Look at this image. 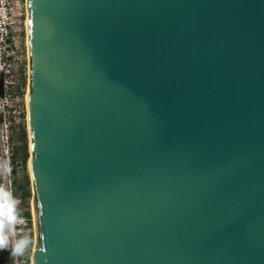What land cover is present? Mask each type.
<instances>
[{"label": "water", "instance_id": "obj_1", "mask_svg": "<svg viewBox=\"0 0 264 264\" xmlns=\"http://www.w3.org/2000/svg\"><path fill=\"white\" fill-rule=\"evenodd\" d=\"M33 264H264V0H26Z\"/></svg>", "mask_w": 264, "mask_h": 264}, {"label": "rangeland", "instance_id": "obj_2", "mask_svg": "<svg viewBox=\"0 0 264 264\" xmlns=\"http://www.w3.org/2000/svg\"><path fill=\"white\" fill-rule=\"evenodd\" d=\"M8 12L0 20V32L5 33L0 34V264H20L21 253L25 264H32L36 235L26 98L30 89L26 0H12ZM18 219L24 222L19 225ZM9 237L17 241L16 248L7 243Z\"/></svg>", "mask_w": 264, "mask_h": 264}, {"label": "built area", "instance_id": "obj_3", "mask_svg": "<svg viewBox=\"0 0 264 264\" xmlns=\"http://www.w3.org/2000/svg\"><path fill=\"white\" fill-rule=\"evenodd\" d=\"M11 1L12 0H0V20L8 17V13L10 12V11L8 12V9L10 8ZM9 16H10V14H9ZM4 29H5L4 26H2L1 31H3ZM3 32H0V34L1 33L3 34ZM4 35H5V33L3 34V36ZM1 67H3V65H1ZM23 222H24V219H22V220L18 219V224L19 225H20V223H23ZM7 243L16 248L17 241L11 239V237L8 238V242ZM19 261H20V264H25V259H24V256L22 255V253L19 255Z\"/></svg>", "mask_w": 264, "mask_h": 264}, {"label": "trees", "instance_id": "obj_4", "mask_svg": "<svg viewBox=\"0 0 264 264\" xmlns=\"http://www.w3.org/2000/svg\"><path fill=\"white\" fill-rule=\"evenodd\" d=\"M25 135H26V131H25ZM27 214H29V212H27Z\"/></svg>", "mask_w": 264, "mask_h": 264}, {"label": "bare ground", "instance_id": "obj_5", "mask_svg": "<svg viewBox=\"0 0 264 264\" xmlns=\"http://www.w3.org/2000/svg\"><path fill=\"white\" fill-rule=\"evenodd\" d=\"M26 98H27V96H26ZM30 167V166H29Z\"/></svg>", "mask_w": 264, "mask_h": 264}]
</instances>
